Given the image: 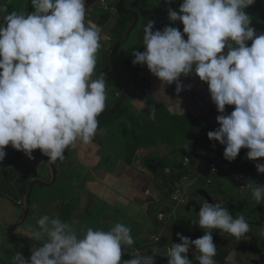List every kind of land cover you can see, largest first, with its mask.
Masks as SVG:
<instances>
[{"label": "clouds", "instance_id": "obj_1", "mask_svg": "<svg viewBox=\"0 0 264 264\" xmlns=\"http://www.w3.org/2000/svg\"><path fill=\"white\" fill-rule=\"evenodd\" d=\"M11 1L0 5V170L23 163L26 156L34 159L37 149L41 153L36 156L44 155L50 163L62 161L69 147L94 140L97 117L107 99L109 104L116 99L106 91L104 73L93 78L103 37L86 20V0H24L22 7L21 0ZM255 2L182 0L178 11L169 7L167 12L171 24L179 22L183 31L172 26L155 30V21L147 20L143 51L132 52V64L146 66L160 81L152 96L167 99V86L175 84L179 96L191 89L181 77H198L216 106L212 112L219 113V127L211 131L212 115L207 135L222 147L211 145L210 152L235 169L233 161L240 155L242 167L248 160L256 162L257 173L264 175V162H259L264 161V24L253 25V16L245 11ZM263 6L259 14L264 16ZM133 102L147 110L149 119L155 118V106L147 100ZM243 187L257 203L264 202V183L249 178ZM197 217L193 224L204 235L192 240L177 233L180 243H171L167 264H194L188 257L191 248L195 264H215L213 230L236 239L250 232L245 217L233 216L220 202L205 199ZM36 225L29 229V238L41 243L28 257L17 251L11 264H156L160 254L122 260L123 246L134 244L124 223L108 231L88 228L82 236L54 216L43 215Z\"/></svg>", "mask_w": 264, "mask_h": 264}, {"label": "crops", "instance_id": "obj_2", "mask_svg": "<svg viewBox=\"0 0 264 264\" xmlns=\"http://www.w3.org/2000/svg\"><path fill=\"white\" fill-rule=\"evenodd\" d=\"M94 1L86 0L90 3L86 20H91L102 30L103 39L93 78L104 73L108 82L106 91L112 94L118 92L112 89L117 81L115 70L124 63H132L133 51H143V28L147 20L155 21V30H162L167 24L160 21L161 14L152 7L151 0H134L136 7H132L131 12L133 30L126 29L128 18L116 15L118 0ZM164 1L154 5L165 14H168V6L179 10L175 4L179 0H173L168 6ZM257 5H264V0H259ZM135 13L138 15L137 23ZM111 23L115 24L114 28ZM248 44L250 46L251 41ZM139 67L145 78L142 83L134 85L131 81L122 86L129 90L134 88L128 97L131 109H124L121 105L115 110L112 100L110 107L97 117L99 130L91 143L77 142L76 146L65 150L62 161L50 163L48 157L35 155L34 159L27 161L25 158L23 163L13 168L0 170V206L5 201L13 202L23 212L16 225L0 218V264H11V258L17 251L29 256L30 249L41 243L31 240L29 231L24 228H35L36 221L43 215L70 223L81 236L88 228L108 231L116 223H124L132 230L134 244L123 246L122 260L134 257L135 251L145 255H152L155 251L160 253L155 256L156 264H165L164 258L171 243H180L177 233L192 240L204 235L193 221H198L199 210L195 205L199 207L205 199L210 203L220 202L233 216L243 215L250 225V232L240 239L213 230L217 245L215 264H242V258L252 264H264V202L257 203L251 198L250 190L243 187L249 178L257 184L264 183V175L257 173L256 162L248 160L240 169L220 164L217 173L206 171L200 175L192 168V179L182 182L185 156L203 161L211 145L222 147L218 142V145L211 143L207 135L212 115L216 116L213 117L211 131L219 127L216 122L219 113L212 112L216 106L211 101L208 87L194 74L181 77L182 83L191 85V89L182 91L179 96L176 95L175 84L167 86V99L152 96L159 90L160 81L146 66ZM133 100H147L155 106V118L149 119L147 110H141ZM132 109L137 121L135 117L127 118ZM226 109L232 111L233 107ZM184 115L189 116L195 127L190 131L181 122L188 135L186 144L180 142L173 132L174 121ZM170 117L174 121H171L172 131L167 136ZM121 128L125 140L118 138ZM55 171L58 177L54 175ZM209 179L218 180L220 186L212 187ZM38 187L41 193L33 200ZM175 189L182 190L188 198L186 207L172 209L175 204L170 194ZM147 191L151 194L148 195ZM30 198L27 204L19 207L18 203ZM26 207L31 214L29 216ZM158 213L165 214L163 223L158 222ZM154 237L158 241H154ZM194 253L195 249L191 248L188 257L195 264Z\"/></svg>", "mask_w": 264, "mask_h": 264}, {"label": "rangeland", "instance_id": "obj_3", "mask_svg": "<svg viewBox=\"0 0 264 264\" xmlns=\"http://www.w3.org/2000/svg\"><path fill=\"white\" fill-rule=\"evenodd\" d=\"M11 2H14L13 0ZM258 2L259 0H256L255 4L250 6L248 9H246V13L248 14H251L253 16V19H252V24L259 27L261 25L264 24V16H263V13L262 14H259V11L262 10L258 7ZM153 4H158V0H153L152 1ZM6 4V0H0V5H5ZM155 6V5H154ZM264 7V6H263ZM2 15V14H0ZM214 104V103H213ZM122 107L125 109H131V105H130V102H129V98L127 97L124 102L122 103ZM219 115V114H217ZM135 117L134 119H136V121L138 120V118L136 117V113L131 110H129L128 112V119H131ZM178 120H175L174 121V127H173V132H174V135L179 139L180 142H183L184 144H186V142L188 141V135L186 134L185 130L182 128V123L183 122L188 128L190 131L194 130L195 127L192 125V122L189 118V116H178L177 118ZM133 120V119H132ZM169 127H168V134L167 136L170 135L171 131H172V122L169 121ZM197 129V127H196ZM118 138L119 139H122V140H125V135L123 133V128L120 129V133L118 134ZM211 143L215 144V145H218L217 142H214V141H210ZM24 176V173H22V177ZM41 192H39V187L37 188L36 192H35V195H34V198L33 200H35L39 194ZM31 200L28 199L27 201H24L22 200V202L24 204H27L29 201ZM33 200L31 203H33ZM19 207H22V205L20 203H18ZM200 206L198 207V210H199ZM23 215V212L20 210V209H17L15 206H14V203L13 202H7L5 201L4 205L3 206H0V218H6L11 224H14L16 225L17 224V221L18 219ZM25 231H29L28 228H24ZM8 254V253H6Z\"/></svg>", "mask_w": 264, "mask_h": 264}, {"label": "built area", "instance_id": "obj_4", "mask_svg": "<svg viewBox=\"0 0 264 264\" xmlns=\"http://www.w3.org/2000/svg\"><path fill=\"white\" fill-rule=\"evenodd\" d=\"M233 162L237 163L236 167L238 169L242 167V165H240L241 164L240 155H238V157ZM194 163H195V166L193 167ZM220 164H225V163L223 162L219 154L216 152H209V154L205 157L203 161H194L190 157L185 156L183 158V163H182L183 170H184V174L182 175V182L184 181L186 182L192 179L190 175V171L192 170V168H195V172L197 173V175L203 174L206 171L216 173L218 171V167ZM209 183H211L212 185H215L214 182L211 181V179H209ZM147 194L150 195L151 194L150 191H147ZM170 196H171L173 203L175 204L174 206H172L173 210L176 208L187 206L188 198L184 195L182 190L175 189L171 192ZM157 219L159 223H163L165 220V214L158 213ZM154 241H158V238L154 237ZM138 254L139 252L135 251L134 255L136 256ZM164 260L167 263V257H165Z\"/></svg>", "mask_w": 264, "mask_h": 264}, {"label": "water", "instance_id": "obj_5", "mask_svg": "<svg viewBox=\"0 0 264 264\" xmlns=\"http://www.w3.org/2000/svg\"><path fill=\"white\" fill-rule=\"evenodd\" d=\"M90 1H91V3L95 2L94 0H90ZM161 1H163V0H158V4ZM123 2H124V0H121V2L119 3L118 9H117L118 11H117L116 15H118V14L122 15L123 14V12H122V4H123ZM181 2H182V0L175 1V4L177 5L178 8H179ZM88 6L90 7V3H88ZM167 6H168V4H167ZM155 7L157 9H159L157 6H155ZM168 7H170V6H168ZM134 18H135V22L137 23L138 22V15L136 13H135ZM113 20H114V18H113ZM160 21H162L164 24L168 23V26H172V24L169 21L168 17L167 18H163L161 16ZM111 24H113V28H114L115 24L114 23H111ZM130 30H133V28H131ZM185 39H187V38H185ZM127 65L128 64L124 63V65H123L124 67L123 66L119 67V69H122L120 71V74H118L119 73V71H118L119 69L115 70V73L117 75V81H116V85L112 86V89L117 90L118 92H113L112 95H114L116 97V99H119L120 97L122 98V99L117 101V104L115 105L116 106L115 110H117L122 105L124 100L133 93V89L134 88L132 90H129V89H125L122 86L124 84L128 83V82H131V81H134V85H137V84L142 83V81L145 79L142 76V74H141V71H140L141 69H140L139 65L134 66L132 63H130V65H132V68H127L126 67ZM110 94H111V92H110ZM54 175L56 177H58L57 171H55ZM54 180L56 181L57 179L55 178ZM216 185L220 186V183H218ZM215 186H213V187H215ZM195 209L198 210V206L195 205Z\"/></svg>", "mask_w": 264, "mask_h": 264}, {"label": "flooded vegetation", "instance_id": "obj_6", "mask_svg": "<svg viewBox=\"0 0 264 264\" xmlns=\"http://www.w3.org/2000/svg\"><path fill=\"white\" fill-rule=\"evenodd\" d=\"M152 1H153V0H151V2H152ZM120 2H121V0H118V2H117V6H116L117 9H118V5H119ZM109 5H110V2H108V6H109ZM132 7H136V5H135V1H134V0H124V2H123V4H122V12H123L122 16H123L124 18H128V21H127L128 26L126 27V29H131V28L133 27V25H134V19L131 17ZM152 7H154V8L158 11V13L161 14V16H162L163 18H167V17H168V14H165L164 11L161 10V9H157V8L154 6V4H152ZM161 22H162V21H161ZM165 24H167V26H168V23H165ZM181 25H182V24H180L179 22H177L176 24H172V27H177V28H179L180 31L182 32ZM126 67H127V68H132L130 64H128ZM120 99H122V98L120 97L119 99H115V100H114V102H115L114 104L116 105V104H117V101L120 100ZM108 102H109V100L107 99V101H106V107H105V108L110 107V104H109ZM38 153H41L39 149H37V150H35V151L33 152V156L37 155ZM26 160H27V161L29 160V158H28L27 156H26ZM1 175H2V173L0 172V176H1ZM241 263H242V264H252V262L247 261L245 258H242V259H241Z\"/></svg>", "mask_w": 264, "mask_h": 264}, {"label": "trees", "instance_id": "obj_7", "mask_svg": "<svg viewBox=\"0 0 264 264\" xmlns=\"http://www.w3.org/2000/svg\"><path fill=\"white\" fill-rule=\"evenodd\" d=\"M24 0H21V2H20V4H19V7H22V2H23ZM177 119V118H176ZM178 120V119H177ZM170 121H174L171 117H170ZM31 204V203H30ZM29 204V205H30ZM26 214L29 216V215H31V214H29V210H28V208L26 207ZM28 251H29V248H28ZM27 257H28V254H27Z\"/></svg>", "mask_w": 264, "mask_h": 264}]
</instances>
